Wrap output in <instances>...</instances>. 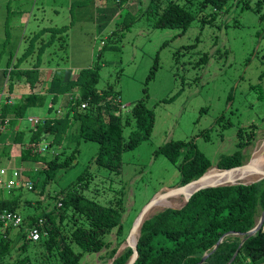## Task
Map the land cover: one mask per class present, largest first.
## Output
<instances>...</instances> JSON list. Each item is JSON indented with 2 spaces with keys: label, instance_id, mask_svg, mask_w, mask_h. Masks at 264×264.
I'll list each match as a JSON object with an SVG mask.
<instances>
[{
  "label": "rangeland",
  "instance_id": "374dc122",
  "mask_svg": "<svg viewBox=\"0 0 264 264\" xmlns=\"http://www.w3.org/2000/svg\"><path fill=\"white\" fill-rule=\"evenodd\" d=\"M34 1L24 0L22 4L20 0H0V69L5 67L10 54L13 62H18L13 69L22 68L26 61L29 66L36 60L40 44L44 43L38 56L39 64L50 69V74L59 69L63 71L62 80L66 81L74 79L79 70L96 65L99 72L96 87L113 85L118 90L122 116L143 98L153 109L155 121L150 137L134 149L124 151L120 156V169L115 171L95 162L98 143L79 138V123L69 119L51 148L60 161L73 153V165L60 169L45 183L43 191V171L40 170L43 164L20 158L21 149L29 145L30 117L42 119L65 113L67 98L77 94V86L67 87L53 101L48 95L43 105L28 107L22 118L6 125L5 132L0 126V153L3 146L7 149V155L0 156V169H5L3 178L15 183L18 171L20 178H24L23 185L14 186L11 193L0 189V199L17 196L16 211L22 217L51 209L56 194L88 169L91 178L82 191L85 196L103 202L115 191L122 190L120 238H124L139 209L156 193L179 186L177 164L163 153L154 154L159 146L175 140L191 141L215 167L221 154H231L238 149V128L246 130L251 126L255 137L242 149L244 163L260 147L264 140V15L260 17L264 0H251V8L234 4L227 13L216 14L214 22L202 23V14L212 11L207 6L183 33L179 28L154 27L146 15H137L147 0H129L128 4L123 0L121 5L116 0H36V24L31 19L29 24L13 25V16L17 17L23 9L29 11ZM255 5L258 10H254ZM6 7L9 18L4 12ZM116 8L118 13L114 12ZM124 15L125 27H122ZM55 20L61 21L55 24ZM61 26L65 27L56 29ZM23 35V42H19L17 37L23 38ZM29 44L30 51L22 57ZM204 55L207 61H200ZM155 62L154 75L147 80ZM15 70L11 73L13 86ZM42 88L40 84L32 90L42 91ZM27 90L26 85L22 86L23 94ZM10 97L7 90L0 95L4 101H10ZM20 99L16 97L11 101L17 103ZM13 131L20 132L17 143H10ZM128 132L129 128H124L125 136ZM7 139L10 144H5ZM51 140L52 135L44 142ZM44 142L37 144L42 147ZM40 154L46 159L54 156L49 148ZM29 181L33 184L31 189L24 185ZM172 199L177 204L182 201L180 197ZM162 209L155 208L151 213ZM16 230H10L9 234L13 236ZM106 239L110 247L115 246L118 241L115 230ZM22 241L10 243L11 255L0 260V264L16 258ZM100 254L84 252L79 264L111 263V260L101 259ZM242 261L243 264H264V259L258 263L249 258Z\"/></svg>",
  "mask_w": 264,
  "mask_h": 264
},
{
  "label": "trees",
  "instance_id": "16d2710c",
  "mask_svg": "<svg viewBox=\"0 0 264 264\" xmlns=\"http://www.w3.org/2000/svg\"><path fill=\"white\" fill-rule=\"evenodd\" d=\"M123 0H116L121 5ZM127 1L126 0V4ZM251 0H147L146 6L140 8L137 15H146L157 28H179L183 33L195 16L210 6L212 11L202 14V23H212L216 14H225L234 5L251 8ZM259 4V2H258ZM117 5V6H120ZM258 6H254V10ZM194 11H193V10ZM120 11V10H119ZM117 12V8L114 10ZM128 13V12H127ZM264 12L260 14V17ZM125 16V15H124ZM125 18L122 27H125ZM65 26L56 29H62ZM40 31V30H39ZM111 34H114L112 32ZM41 43L35 63L39 64V52L43 49ZM29 47L23 51L22 57ZM207 61L204 55L200 61ZM18 63V62H16ZM34 64V63H33ZM12 54L6 59L5 67L0 72L2 89L11 92L13 82ZM156 62L150 70L147 80L153 77ZM39 72L36 69L15 70V81H22L28 92L22 95L20 102L4 101L0 98V126L5 127L12 120L22 118L24 110L30 106H40L45 103L48 95L53 101L55 97L64 93L69 86H77V94L67 98L65 113L54 117L38 119L30 126L27 144H37L48 140V148L54 156L46 159L40 153H31L30 147L21 149L20 158L43 164L41 191L45 183L52 179L60 169L71 167L74 158L66 156L62 161L58 159L51 143L65 130L69 119L77 120L78 136L83 140H93L98 143L95 162L106 169L118 171L120 156L124 151L132 150L141 142L147 140L154 125V111L148 107L143 98L131 105L129 112L120 114L119 92L113 85L97 88L99 72L96 65L86 67L77 73L74 79L63 81V71L56 69L51 74L46 90L33 91L37 84ZM13 83V84H12ZM15 83V84H16ZM146 89V88H145ZM147 91H144L146 94ZM72 94V93H71ZM71 97V98H70ZM88 106L81 109V104ZM49 108L51 106H48ZM129 128L124 135V128ZM236 131L237 150L231 154H221L216 163L217 168H229L244 163L242 149L250 144L255 137L253 128ZM10 143L19 142V131H13ZM5 143V144H10ZM3 146L1 155H7ZM163 153L170 161L177 164L179 184H187L192 179L211 168V162L191 141H169L154 150V154ZM91 173L84 169L77 175L68 187L56 194L54 206L41 211L40 214H29L23 217L20 227L12 236L10 230L0 233V260L4 261L11 255L12 241L23 240L19 247V254L14 260H6L4 264H79L84 252L101 253V259L111 260V264H125L131 249L126 248L119 254L116 251L124 238L121 236V218L123 211L122 190L103 202L90 198L82 192L88 187ZM22 179V185H23ZM32 182V181H31ZM33 185V184H32ZM21 187V186H20ZM96 191V190H95ZM11 193V191L9 192ZM95 193H98L96 191ZM42 194V192H41ZM18 197L0 199V210L16 211ZM264 208V179L251 184H236L206 188L193 194L185 206L179 209L165 208L145 220L140 229L137 242L138 257L132 264H196L205 253H208L219 238H224L211 252L202 264H228L233 254L236 255L229 264H243L249 258L253 263L264 259V222L262 228L247 237L243 242V234L255 226ZM41 220V234L39 240L31 242L26 239L29 228ZM115 230L118 241L113 247L106 236ZM242 243V244H241Z\"/></svg>",
  "mask_w": 264,
  "mask_h": 264
},
{
  "label": "water",
  "instance_id": "95a60500",
  "mask_svg": "<svg viewBox=\"0 0 264 264\" xmlns=\"http://www.w3.org/2000/svg\"><path fill=\"white\" fill-rule=\"evenodd\" d=\"M263 144H264V140L262 141L260 148L262 147ZM254 152H256V150ZM254 152L252 157L246 163L229 168H223V169H219L217 167H211L197 178L187 182V184L185 183L173 188H166L163 191L156 193L141 209H139L140 211L135 217L129 232L124 239V242L119 245L115 255L119 254L126 248H130L131 255L125 264L135 263L138 257L137 242L140 236V229L142 227V224L144 223L145 220L149 219L153 214L156 213V212L155 213H151V212H154L155 208H157L162 201H167L172 198L181 197L182 201L180 203L163 207V209L165 208L179 209L185 206L186 203L191 198V196L200 190L206 188L219 187V186L251 184V183L259 182L262 179H264V170L257 168L253 164V157L255 154ZM213 169H216V173H211ZM213 174L217 175L218 177L215 178ZM263 222H264V208L261 211L255 226L243 234L244 238L242 242L247 237L255 234L258 230H260L262 228ZM224 236L225 235L221 236L219 240L215 243L213 248L208 253H205L200 259V261L196 262V264H202L203 261H205V259L207 258V256L211 252H213V250L222 241ZM235 255L236 252L233 254L231 259L227 261L228 264L230 263V261L234 259Z\"/></svg>",
  "mask_w": 264,
  "mask_h": 264
},
{
  "label": "built area",
  "instance_id": "2783aa9c",
  "mask_svg": "<svg viewBox=\"0 0 264 264\" xmlns=\"http://www.w3.org/2000/svg\"><path fill=\"white\" fill-rule=\"evenodd\" d=\"M71 98V97H70ZM87 106L86 103L81 104V108H85ZM32 121V125L37 122L36 118H33L30 120ZM29 147L37 153H42L47 150L48 144L44 142L43 146L40 147L39 144H31ZM5 174V169H0V189H5L7 193H9L14 186H20L22 185V179L20 178L19 171L15 173L16 180L15 183L6 181L3 176ZM27 188H32V182H25L24 183ZM23 221V217L17 212V211H11L8 209H2L0 210V233L4 234L6 230H14L18 229ZM41 220L39 222L29 228L26 227L27 235L26 239L30 240L31 242H35L40 239L41 234L46 235L45 231L41 230Z\"/></svg>",
  "mask_w": 264,
  "mask_h": 264
},
{
  "label": "crops",
  "instance_id": "0c3cea01",
  "mask_svg": "<svg viewBox=\"0 0 264 264\" xmlns=\"http://www.w3.org/2000/svg\"><path fill=\"white\" fill-rule=\"evenodd\" d=\"M20 1H21L22 4H24V0H20ZM36 6H37V1L35 0L34 3H33V5H32V8L29 11L28 10L26 11L25 9H23V12H21V14H18L17 17L13 16L12 24L13 25L14 24H17L18 25V24H23L24 22H26V23L28 22V24H29V21L31 19H33L34 24H36L37 17H36V14L34 13V9H35ZM4 12L6 13V17L9 18V10H7V7L4 8ZM55 16H58V13L57 12H55ZM55 21H56L55 24H58V22H60L61 20L60 21L55 20ZM50 23H52V20H51ZM61 24H63V23H61ZM17 38H18L19 42L21 40L23 42V40L25 38V35H23V38L21 36L20 37L18 36ZM5 44L6 43H4L3 48L5 47ZM28 46H30V44ZM25 50H27V48H25L24 51ZM13 63H16V62H13ZM30 68L36 69L39 72L38 79H37L38 81L35 82L34 84H37V86H40V84H42L43 85L42 90H46L47 87H48V83L50 81V78H51L50 69H47L46 67H41L40 64H37V63H35L33 61L29 64V66H28L27 61H26L25 64L23 65V67L22 68H18V69H20V70H26V69H30ZM3 69L4 68L0 69V72ZM22 83H23L22 81H18L14 85V87H15L16 90L14 91V87H13V90L11 92H9V95H11L10 98H12V99H10V101L11 100L13 101V99L16 98V97H19L20 98L22 95H24L23 92L21 91V88L23 86ZM2 84H3V82H2V79H1V76H0V95L3 94ZM41 92L42 91H39V93H41ZM12 94H14V96ZM30 118H32V116ZM36 119L38 120V118H36ZM30 126H31V124H30ZM5 143H9L8 139L5 141Z\"/></svg>",
  "mask_w": 264,
  "mask_h": 264
},
{
  "label": "bare ground",
  "instance_id": "6f19581e",
  "mask_svg": "<svg viewBox=\"0 0 264 264\" xmlns=\"http://www.w3.org/2000/svg\"><path fill=\"white\" fill-rule=\"evenodd\" d=\"M32 123V122H31ZM254 157H253V164L259 168V169H262L264 170V144L262 145V147L260 148H257L256 149V152H254ZM211 173H216V169H213L211 171ZM213 176L215 178H217L218 176L217 175H214ZM250 178V177H249ZM181 198V197H180ZM176 202H173V199H169L167 201H162L159 206L156 208V210H159L160 208H163L165 206H169V205H175Z\"/></svg>",
  "mask_w": 264,
  "mask_h": 264
}]
</instances>
